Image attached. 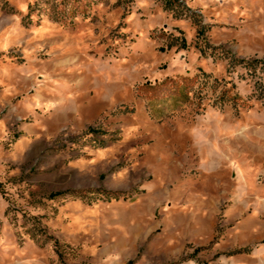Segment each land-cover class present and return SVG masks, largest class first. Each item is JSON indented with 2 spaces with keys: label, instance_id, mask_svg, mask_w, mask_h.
<instances>
[{
  "label": "rangeland",
  "instance_id": "obj_1",
  "mask_svg": "<svg viewBox=\"0 0 264 264\" xmlns=\"http://www.w3.org/2000/svg\"><path fill=\"white\" fill-rule=\"evenodd\" d=\"M0 264H264V0H0Z\"/></svg>",
  "mask_w": 264,
  "mask_h": 264
},
{
  "label": "trees",
  "instance_id": "obj_2",
  "mask_svg": "<svg viewBox=\"0 0 264 264\" xmlns=\"http://www.w3.org/2000/svg\"><path fill=\"white\" fill-rule=\"evenodd\" d=\"M242 63L245 65V66H247V67H249L250 69L251 68H255V67H253L254 65H251V63L249 62V61H242ZM252 64H254V63H252Z\"/></svg>",
  "mask_w": 264,
  "mask_h": 264
}]
</instances>
